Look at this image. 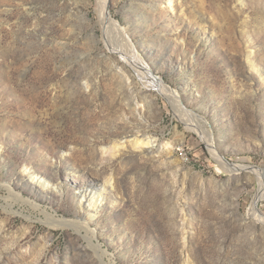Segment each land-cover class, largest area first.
Instances as JSON below:
<instances>
[{"label":"rangeland","instance_id":"rangeland-1","mask_svg":"<svg viewBox=\"0 0 264 264\" xmlns=\"http://www.w3.org/2000/svg\"><path fill=\"white\" fill-rule=\"evenodd\" d=\"M166 3L108 7L140 67L240 172L138 76L116 32L103 40L96 0H0V186L74 219L84 217L74 195L110 180L88 227L108 264H264V224L248 215L258 169L264 180V0ZM148 136L145 153L129 142ZM26 171L55 178L59 192L32 188ZM3 191L0 264H101L72 228L48 227Z\"/></svg>","mask_w":264,"mask_h":264},{"label":"bare ground","instance_id":"bare-ground-1","mask_svg":"<svg viewBox=\"0 0 264 264\" xmlns=\"http://www.w3.org/2000/svg\"><path fill=\"white\" fill-rule=\"evenodd\" d=\"M172 1L173 0H167V3H166V4H168V7H170V8L172 5ZM96 14L98 16V24L103 28V30L106 33L103 36V40L106 41V40L110 39L109 35L112 33V31L116 32L118 34L119 38L123 42L126 43V45H125V43H124V45L126 47L128 46V48L131 50L133 57L135 59L134 61L136 63L138 62V65H136L135 62L122 59L123 60L122 64L129 65V67H131V68H132V65L137 66V68L133 67L132 69L137 71L138 76H144V77L146 76L145 79L149 80L148 82L150 84V87L154 91H156L158 94L162 95L165 99L168 100L172 109L176 112L178 119L183 122V124L185 125L187 130L195 132L197 135H199L203 139L204 142L207 143V146L209 147L210 151L212 152V155L214 156L215 160L221 165V167L223 169H225L227 171H234V172L239 171L240 172V170L243 166L241 167L239 165L226 163L225 160H223V158L221 156H219L216 151H214L213 136L204 127V122L201 120V118L197 114H195L194 112L185 110L183 108V104L181 103L180 98L178 97V95L174 91H172L166 85L164 86V84L161 82V80L159 78L153 77L150 71L145 70L143 67H140V66H142L140 64L141 62H139L141 60L135 55L134 47H133L126 31L123 28H121V26L119 25V23L117 21H115L113 19L112 14L109 11L108 0H96ZM121 58H122V56H121ZM129 142H133L134 144L137 145V147L140 148L141 151L144 152V151H146V150H144V148L149 147L155 141L152 140L148 136V137H143V138L135 137V138H132L131 140H129ZM116 145L114 146V149H115L114 151L117 150V147H119L120 144L117 146ZM166 146H167V144H166ZM120 147L123 148L124 145L122 144ZM255 169L257 170V168H255ZM28 173L29 172H27V171L24 172V174L27 175L28 179H30V184H31L32 188L36 187V188L43 190V191H46V192H49V190H51V191H53V194L55 192L56 193L59 192L60 184L57 183V180L55 178L54 179L45 178L42 176H38V174H35V173H31V174H28ZM257 174H258L257 178L259 180V194L254 198V200H253V202H252V204L248 210V213H249L248 215L250 218H254V219L258 220L261 224H264V215L261 213V211L259 210V207H258L259 201L264 200V180L259 174V169L257 170ZM0 187L7 194V197L5 198V200L6 199L12 200V202L14 201V203L18 202L20 205L23 206V208L27 207L28 211H33L34 213L36 212L38 215H41V218L43 219V220H41V222L44 223L45 225H47L48 227H50V228L53 227V229H58V228L63 229L66 227L72 228L75 232H77L83 238H85L87 240L89 247H91L93 249V251L95 252L97 257L99 258L100 263L101 264H108V263L104 262V258H105L104 251L101 249V247L98 244H94V239L96 236L95 230H91L88 227H89V223L92 221V219L98 214L99 209L102 208V200H103L102 193L104 192L106 187H109V188L113 187L110 180L107 181L106 183H104V186L100 192L98 191V189L92 193L90 192L91 190L88 191V190L83 189L74 195L75 199L77 200V206H78L79 211L83 212V214H84V217L82 216V218H81L78 216L79 218L77 217L74 219H67V218H64L61 216L59 217L57 215L56 211L53 210V212H50L44 208H41L39 206V203L37 202V200H35L36 203L33 201H30L28 198H25L22 193L17 192L16 189H14L12 185L1 184ZM60 188H61V186H60ZM9 205L11 206V204H9ZM11 208H14V207H11ZM19 210H20V208H19ZM10 211H12V210L10 209ZM18 211L12 212V213L24 216L25 218L27 217L26 214H24L22 212L23 211L22 209L19 212Z\"/></svg>","mask_w":264,"mask_h":264},{"label":"built area","instance_id":"built-area-1","mask_svg":"<svg viewBox=\"0 0 264 264\" xmlns=\"http://www.w3.org/2000/svg\"><path fill=\"white\" fill-rule=\"evenodd\" d=\"M179 152H180V157H181L182 159L186 160V159H187V158H186V154H185L182 150H179Z\"/></svg>","mask_w":264,"mask_h":264}]
</instances>
